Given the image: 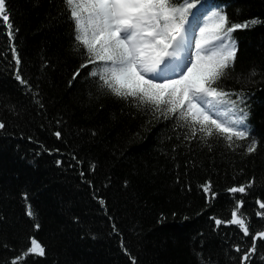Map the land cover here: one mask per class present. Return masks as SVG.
Listing matches in <instances>:
<instances>
[{
    "label": "trees",
    "instance_id": "1",
    "mask_svg": "<svg viewBox=\"0 0 264 264\" xmlns=\"http://www.w3.org/2000/svg\"><path fill=\"white\" fill-rule=\"evenodd\" d=\"M202 3L212 6L209 14L223 9L232 22L261 21L238 30L234 39L237 73L264 72V0ZM7 6L21 72L33 87L39 85L46 114H39L15 80L7 28L0 25V119L7 125L0 132V264L33 237L46 256L30 264H130L124 248L137 264H238L231 251L233 243H243L236 226L216 229L210 217L230 219L233 203L226 189L255 178L241 211L251 231L264 229L255 215L264 211L256 204L264 200V83L251 88L248 101V124L260 144L256 154L242 156L223 146L208 151L195 142L191 150L181 146L174 153L177 141L167 139L173 133L165 126L170 121L142 131L148 118L134 107L90 97L93 86L86 80L68 86L80 58L73 52L63 0H7ZM60 116L66 123L63 140L57 141L50 121ZM73 152L84 161L92 186L81 178V166L69 167ZM57 160L64 163L58 166ZM91 164L94 173L87 171ZM207 180L219 193L211 204L199 188ZM24 193L34 218L26 215ZM96 197L106 201L107 212ZM257 246L253 264H264V248Z\"/></svg>",
    "mask_w": 264,
    "mask_h": 264
},
{
    "label": "snow or ice",
    "instance_id": "2",
    "mask_svg": "<svg viewBox=\"0 0 264 264\" xmlns=\"http://www.w3.org/2000/svg\"><path fill=\"white\" fill-rule=\"evenodd\" d=\"M63 3L73 29V52L80 58L68 81L69 87L78 78L86 80L93 86L90 97H112L134 107L148 118L142 131L161 120L170 121V125L165 126L171 127L173 133L167 139L177 141L172 145L174 153L181 146L191 150L194 142L208 151L223 146L230 153L241 150L242 156L257 153L260 144L252 137L248 124V101L254 94L251 88L264 83V72L252 69L248 73H237L239 49L234 33L261 21L232 22L223 9L211 10L209 14L212 6L202 0H63ZM0 25L7 28L14 78L44 116L46 106L39 85L33 87L21 72L22 60L14 43L7 0H0ZM257 76L261 77L259 82ZM50 123L55 125L51 134L62 141V126L66 121L60 116ZM6 127V122L0 119V132ZM91 134L96 135L95 131ZM134 135L140 136L141 132ZM69 160V167L81 166V178L92 186L91 181L85 179L84 161L74 152ZM63 163L64 160H57L58 166ZM95 170V164L87 169L93 173ZM255 183L252 178L245 184L226 189L233 203L230 219L210 217L216 229L222 225L236 226L243 243H233L231 251L238 254L232 257L238 264H253L257 242L264 248V229L251 231L241 211L245 207L244 197ZM199 188L207 204L219 195L211 180L200 184ZM188 190H191L190 185ZM96 198L107 212L106 201ZM23 199L26 215L34 218L27 193L23 194ZM256 204L264 210V200H257ZM255 215L264 221V211H257ZM34 228L39 229V223L34 224ZM112 228L117 231L114 221ZM121 246L124 247L123 239ZM124 251L130 264H137L127 248ZM45 256V246L33 237L26 248L4 264H30L35 258Z\"/></svg>",
    "mask_w": 264,
    "mask_h": 264
}]
</instances>
